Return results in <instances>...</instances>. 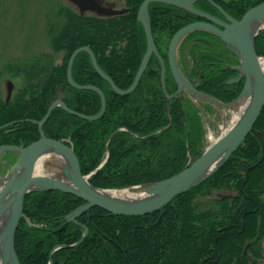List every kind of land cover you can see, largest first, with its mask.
Wrapping results in <instances>:
<instances>
[{
	"label": "trees",
	"instance_id": "trees-1",
	"mask_svg": "<svg viewBox=\"0 0 264 264\" xmlns=\"http://www.w3.org/2000/svg\"><path fill=\"white\" fill-rule=\"evenodd\" d=\"M211 1L239 19L264 0ZM125 2L137 6L140 0ZM196 3L213 7L207 0ZM156 9L161 12L155 13ZM135 11L133 7L128 13L102 19L54 6L49 11L54 14L48 15L46 34L52 50L60 56L62 52L65 58L54 63L51 56L44 55V60L35 57L28 63L15 64L24 77L13 99L0 101V126L17 122L0 129V145L25 146L37 140V125L22 120H40L57 98L86 116L99 111L100 98L95 92L75 89L66 82L68 58L80 46L90 47L100 69L117 87L127 89L146 48ZM184 14L177 7L154 3L149 14L154 42L169 39L179 28L197 19L188 13L186 16L192 20H184ZM59 16L64 19L62 27ZM254 47L258 56H264V29L255 36ZM206 50L199 46L191 49L194 75L211 76L210 86L215 92L202 88V80L198 81V89L223 102L233 101L242 82L227 86V74L214 70L209 74L202 60L208 54ZM159 53L165 58V49H159ZM72 78L79 85L92 84L102 90L106 104L103 115L87 121L56 107L43 125V133L72 146L83 175L96 169L108 151L105 164L89 176L91 185L109 189L160 181L179 173L201 155L203 130L199 112L188 100L180 104L175 98L167 112L156 57H151L138 85L128 95L112 92L96 74L85 52L75 57ZM171 85L165 82L168 93ZM253 127L264 147V106ZM83 203L56 190L27 194L14 239L20 264H47L51 250L60 244L68 247L52 254V264L264 262V151L252 133L216 172L156 212L122 216L92 207L76 217V223L63 226L64 217ZM84 227L88 229L86 236L73 246Z\"/></svg>",
	"mask_w": 264,
	"mask_h": 264
},
{
	"label": "water",
	"instance_id": "water-1",
	"mask_svg": "<svg viewBox=\"0 0 264 264\" xmlns=\"http://www.w3.org/2000/svg\"><path fill=\"white\" fill-rule=\"evenodd\" d=\"M196 1L198 0H143L141 2L137 9L136 19L142 26L146 49L131 85L125 90L118 88L112 78L100 69L93 51L88 46L76 48L71 53L67 62L66 81L75 89L95 92L100 98L99 112L93 116H86L71 110L62 100L57 99L48 106L44 116L40 120H32L38 126L39 138L37 140L24 147L17 145L0 146V156L5 152H12L17 157L7 175L0 178V264H20L15 253L14 239L17 226L23 214L24 198L30 192L56 190L73 195L84 202L64 217L63 226L68 222H75L76 217L92 207H98L111 215L142 216L162 209L174 197L187 192L211 176L239 148L249 133L254 134L260 141L263 153L264 147L261 137L253 126L264 106V69L260 64V59L262 58L257 56L254 47L255 36L260 30L264 29V26L261 27L259 25L264 22V2L251 7L236 20L223 12L211 0H207L223 13L225 19L223 21L195 8L193 4ZM70 2L77 6L80 12L92 11L104 16L119 15L122 13L119 10L103 6L99 0H70ZM150 3L171 5L203 19V21L192 22L181 27L172 35L169 41L166 63L169 73L177 86V90L173 94H167L165 90L166 66L159 56L153 41L147 13V7ZM197 30H205L212 33L237 56L239 65L235 69L239 72V75L236 81L241 78L244 81L235 101L223 103L211 95L198 91L183 75L178 64L179 47L187 34ZM81 52H85L89 56L94 71L109 84L111 91L122 96L130 94L136 88L151 56H156L160 62V83L162 91L166 96L165 108L167 112L171 99L175 95H178L177 98L179 99L180 95L183 94H186L193 102L201 101L208 103L215 109H234L244 102L245 99H248V103L242 113L237 118H234L231 126L213 141H209L201 155L188 167L169 178L125 188L126 190H137V192L142 191L147 197L120 202L119 200L103 196L97 192L103 190L118 191L120 189L94 187L88 180L89 176L99 169L105 163L106 159L97 169L87 175H83L73 148L60 140L46 137L42 131V126L46 123L51 112L56 107L61 108L68 114L87 121L100 118L105 111V97L97 86L79 85L72 79L71 69L73 61ZM230 81H227V83H230ZM10 90L11 85L9 84L8 96L10 95ZM197 106L200 108L198 104ZM113 134L109 136L106 144ZM48 154L56 155L58 159L63 158L64 162L62 161V163H64V167L57 168L59 169L57 170L59 174L55 172L52 174L38 172V169L42 170V165L39 168V164H43V158ZM249 169L246 174H248ZM86 233L87 228L84 227L82 237L73 246L77 245L86 236ZM61 247L68 246H55L50 252L48 264H51L52 254Z\"/></svg>",
	"mask_w": 264,
	"mask_h": 264
},
{
	"label": "rangeland",
	"instance_id": "rangeland-1",
	"mask_svg": "<svg viewBox=\"0 0 264 264\" xmlns=\"http://www.w3.org/2000/svg\"><path fill=\"white\" fill-rule=\"evenodd\" d=\"M99 1L103 6L110 7L114 10L120 9V11L124 13L123 8L125 7V0ZM71 5H73V3L70 2V0H0V101L7 103L9 100H12L17 93L21 79L24 77L22 72L17 71L15 64L23 62L28 63L29 61L27 60L33 59L35 57L44 60V55L51 56L54 63H59L60 61L64 60V54L61 52L60 56L58 53H55L50 46L49 39L46 34L47 23L49 21L47 19L48 15L51 16L54 14V12H49L52 8H54V6L61 7V9L68 7L72 10H75L73 7L74 5ZM85 14L96 18H105L102 17L103 15L97 14L96 16V14L90 12H85ZM59 17L61 18H59L58 21L61 23L62 27L64 19L62 16ZM184 39L185 37L183 40ZM185 48L186 44L182 48V51H185ZM231 53L234 55L233 52ZM234 56L237 57L236 55ZM259 57L264 58V56ZM168 74L170 75L169 72ZM15 75L19 76L16 77ZM166 77L167 73L165 75V81H167ZM9 84L11 85V90L9 93L10 95L8 96ZM211 108L212 110L208 112L209 115L207 116L205 114L207 117L201 118V124L203 125L204 131V135L201 134V145L203 149L208 145V142L212 137L215 139L222 133V130H227L237 115L236 109L234 107V109ZM46 158L47 157L43 159L46 160ZM57 166H59L57 160L51 158L49 166L51 170H59L57 169ZM9 169L10 167L5 169L4 172H0V178H3L5 175H7ZM262 248L264 251V240L262 241ZM260 264H264V262L261 260Z\"/></svg>",
	"mask_w": 264,
	"mask_h": 264
},
{
	"label": "flooded vegetation",
	"instance_id": "flooded-vegetation-1",
	"mask_svg": "<svg viewBox=\"0 0 264 264\" xmlns=\"http://www.w3.org/2000/svg\"><path fill=\"white\" fill-rule=\"evenodd\" d=\"M142 1L143 0H140V3ZM140 3L137 6H136V4L134 6H128V4L126 2H124V4H125V7L123 8L124 13H128L134 7V8H136V11H135V14H136ZM153 4L154 3H151L148 5V8H147L148 15L150 14V9H151ZM73 5H71V6H73ZM194 6L198 9H200L201 11H203L204 13L210 15V16H213V17H216V18H219V19L225 21L223 13L215 7L205 8L203 6H199L198 3H195ZM73 7L75 9L73 11L75 13H77L78 15H83V14L86 15L85 12L86 13L90 12V13L96 14V16H97V13H95V12H92V11L80 12L79 9L77 8V6L74 5ZM115 10H117V9H115ZM118 10L120 11V9H118ZM154 12L159 14L161 12V10L156 9ZM172 13H174V12H172ZM185 13L188 14L187 12H185ZM186 14H184L182 16L183 19L184 20H186V19L192 20L191 16H186ZM86 16H91V15H86ZM196 21H203V19H201V18L194 19L192 21H189L187 24H189L191 22H196ZM170 38L171 37H169V39L158 40L156 43L154 42L158 53H159V49H165V52H166L165 58L162 56V54L159 53V55L162 58V60L165 62L166 67H167V63H166L167 47H168ZM153 41H154V38H153ZM185 44H186L185 51H182V48L184 47ZM196 46H199L202 48L204 47L207 49L206 51H208V54H206L207 56L206 55L202 56V60L204 61L205 67L208 68L209 74H212V70H214L215 72L221 71V72L227 74V76L224 80V84L227 86L239 85L242 82V79L236 81L237 80L236 78L238 76L237 75L238 71L235 69L236 65H237V59H235L236 57H234V55L231 54L230 49L227 48L221 41L218 40V38L215 35L211 34L210 32H198V33L195 32V33L190 34L188 37H185V39L182 41L180 48H179L178 64H179V67H180L183 75L197 90H199L198 87L200 86L198 81L202 80L204 83L202 88L207 89L209 91H212L213 93L215 92V90L212 89V87L210 86L211 76L204 75V74H199V76L194 75V72H195V69L193 68V65H194L193 61L194 60L190 56V52H191V49L196 47ZM184 57H185V59H184ZM150 60H151V58H150ZM200 72L203 73L204 71L200 70ZM192 75H194V76H192ZM170 76L171 75H169L168 71H167V77H166L167 81H165V82H168L169 85L170 84L173 85L172 90L170 92V94H173L177 90V86L175 85L172 77H170ZM227 81H230V83H227ZM85 85H92V84H85ZM199 91H201V90H199ZM185 95L186 94H183L182 96L180 95L181 96L180 100H179L180 104L182 101L185 102L186 100H188L185 97ZM177 96L178 95H175V97H177ZM204 108L206 109V112L209 115L208 112H210L212 110V108L210 106H207V105H205ZM202 114L203 113H198V116L200 117V122H201V118L207 117L205 114H203V115ZM22 121L32 122V119H24ZM15 122H17V121H11L7 124L1 125L0 129L8 126L9 124H14ZM202 130H203V125H202ZM13 162H14V156L13 155H11L9 153L2 154L0 156V172H4L5 169L10 167Z\"/></svg>",
	"mask_w": 264,
	"mask_h": 264
},
{
	"label": "bare ground",
	"instance_id": "bare-ground-1",
	"mask_svg": "<svg viewBox=\"0 0 264 264\" xmlns=\"http://www.w3.org/2000/svg\"><path fill=\"white\" fill-rule=\"evenodd\" d=\"M261 27L264 26V22L259 24ZM260 64L262 65L263 69H264V58L260 59ZM248 103V99H245L244 102H242L238 108H237V116H235L236 118L239 116L240 113H242V111L245 109L246 105ZM46 157H48L46 159V161L44 160L42 163L43 164H39V168L41 167L42 170L38 169V172H42V173H46V174H52L53 172L57 173L58 171H52L50 166V160L51 158L54 157L55 160H57V162L60 164L59 166H57V168L59 167H64V163H62V161L64 162L63 158H57V156H53L51 154H48ZM53 167V166H52ZM45 168V169H43ZM50 168V169H49ZM45 171V172H44ZM59 174V173H57ZM69 183V182H68ZM99 192V194L115 199V200H119L120 202H127V201H132V200H138V199H143L145 197H147V195L142 192V191H136V192H130L126 189L124 190H106V191H97ZM136 193V194H135Z\"/></svg>",
	"mask_w": 264,
	"mask_h": 264
}]
</instances>
